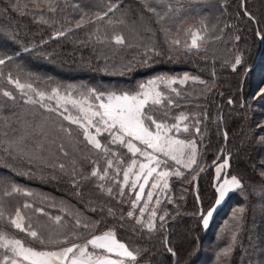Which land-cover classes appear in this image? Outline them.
<instances>
[{"label":"trees","instance_id":"obj_1","mask_svg":"<svg viewBox=\"0 0 264 264\" xmlns=\"http://www.w3.org/2000/svg\"><path fill=\"white\" fill-rule=\"evenodd\" d=\"M31 1L34 0H19L20 10H15L11 5L17 0H0V52L14 57L12 62L0 66V140L16 133L19 120H25V116L32 124L40 123L44 115L46 120L61 117L39 105L24 103L26 97L8 83L9 74L19 77L21 83L32 82L34 87L46 91L57 86L67 91L71 85L79 90L105 93H134L156 73L168 78L188 74L190 79L184 84L175 83V92L164 86L169 96L157 109L168 111L170 117L186 113L189 119L184 123L189 124L190 131L180 136L196 141L197 155L191 168L176 166L181 176L169 178V190L156 210L157 227L149 232L127 217L135 196L130 187H125V195L120 197L119 187L111 179L99 181L90 177L94 162L102 171L105 159L87 145L78 126L63 120L66 126L58 124V130L71 129L68 135L74 150L61 151L54 142V153L49 158L47 148L37 152L30 148L35 141L26 143L11 156L4 151L6 145L0 147V180L27 187L32 193L8 199L7 210L14 213L27 202L32 207L22 208V212L31 217L33 225L65 234L73 232L77 218L96 225L89 231L77 230L85 238L114 228L117 239L130 248L147 250L138 257V264H264V143L260 142L264 137V102L255 97V79L259 78L256 72L262 71L264 62V0H169L173 9L179 8L181 13L193 4L217 7L219 37L208 45H231L229 61L223 50H201L204 44L191 52L184 50L183 42L170 46L179 32L172 31L170 24L167 26V18L158 23L156 16L144 10L142 0H56L58 7L54 13L47 10L44 0H36L40 3L37 6L30 5ZM110 2L120 5L111 14L114 20L124 16L126 24L142 22L150 29L147 32L153 41L147 36L135 43L136 38L129 37L124 45H117L112 36L126 32V28L121 24L111 27L105 21L85 22L83 27H76L82 15L87 13L85 21L94 19L95 13L106 10ZM76 4L80 7H74ZM106 30L107 38L97 42L96 35L105 37ZM61 32L64 35H57ZM144 47H154L160 54L146 55ZM237 55L242 56V64L233 70ZM4 90L13 93L15 102L2 95ZM169 98L171 105L167 104ZM195 126L200 128L199 134ZM102 140L106 142V137ZM119 151L126 153V149ZM127 159L125 155L124 160ZM225 159L227 176H237L242 188L232 192L205 228L200 214L216 205L215 167ZM60 164L65 166L63 170ZM99 184L104 185L103 189ZM109 187L113 189L112 195L108 194ZM142 203L143 199L140 206ZM37 208L44 212L35 211ZM239 208L244 209L243 213L237 211ZM165 213V221L161 222L159 216ZM134 215L139 216V207ZM56 216L61 217L59 224L55 222ZM9 231L18 238L29 239L26 233L10 227ZM229 245L231 252L223 256L221 250ZM167 247L174 249L175 257Z\"/></svg>","mask_w":264,"mask_h":264},{"label":"snow or ice","instance_id":"obj_2","mask_svg":"<svg viewBox=\"0 0 264 264\" xmlns=\"http://www.w3.org/2000/svg\"><path fill=\"white\" fill-rule=\"evenodd\" d=\"M49 12H56L58 4L56 0H44ZM144 10L157 17V22L167 19H174L181 11L179 8L173 9V5L169 0H142ZM13 9L20 10L19 0L11 5ZM119 3H109L106 10H98L94 19L89 18L85 21L87 13L81 16L80 21L76 24L77 28L83 27L85 22L95 23L96 21H105L106 25L114 27L116 24L125 25L126 19L121 16L113 19L112 15L119 8ZM74 7L79 8L76 4ZM41 19L43 17L41 16ZM150 31V29H145ZM166 34H167V30ZM99 28L97 29V33ZM187 34L191 35V43L186 44L184 50L191 52L193 49L199 48L198 41H202L204 36L200 30H187ZM57 35H64L63 32ZM206 35V29H205ZM107 38V30L105 37L96 35L97 42H103ZM167 38V36H166ZM239 36L236 37L238 41ZM117 45H124L125 38L123 34H114L112 36ZM173 45H180V40L170 41ZM27 51V49H25ZM148 52L159 55L160 53L154 47L146 48L145 54ZM14 57L0 52V66L12 62ZM242 64V56L237 55L232 65L233 70ZM3 74L0 73V76ZM8 83L14 84L20 90L22 96L26 97L24 103L31 105H39L48 112L57 113L64 120H68L71 124L77 125L81 130L84 141L91 146L96 153L102 154L105 159L106 167L101 171L98 162H94L90 177L99 181L111 179L119 187V196L124 197L125 187L135 193L134 199L131 200V210L127 212L128 218L135 219L136 224L141 228H146L149 232L156 229L155 218L156 210L153 208L149 211V205L156 196L155 204L161 203L159 191L168 189V179L171 176H181V171L176 166L191 168L196 163L197 146L194 140L181 138L180 134L189 133L190 126L189 117L181 113L178 117H170L168 111L159 112L156 106L162 104L164 93L158 89L159 83H165L167 86L175 84L177 81L172 78L166 80L163 77L155 80H149L147 84H141L139 90L134 93L123 92H97L96 89L79 90L76 86H68V90L61 94L60 86L51 88V94L39 90L34 87L32 82L21 83L19 77L13 78L11 74L7 77ZM190 77L185 74L183 79L179 81L184 84ZM191 79L195 80V77ZM203 83V81H201ZM173 92L176 90L173 88ZM264 94V89L261 90ZM2 95L15 102L16 97L11 91L4 90ZM179 95V93H177ZM34 97H38L34 98ZM78 97V98H77ZM55 99L56 107L45 104V99ZM173 101L169 98L167 104L171 105ZM229 103H232L230 100ZM71 105L77 109L79 115L75 118L71 115H65L69 111L67 105ZM63 107V111L60 108ZM159 113V114H158ZM170 120L174 122H169ZM199 121H196V125ZM31 128L32 125L28 124ZM43 131L42 125L36 126ZM94 130V131H93ZM61 131L71 135L70 128H61ZM195 132L200 133V128L195 126ZM31 134V133H29ZM8 133H4L7 137ZM106 136V142L102 143L100 137ZM227 134L225 133V137ZM27 136L22 135L14 139L0 140V147H4V151L11 156L14 151L20 149V146L26 141ZM260 142L264 143V137L260 138ZM113 146H116L115 148ZM120 149H126V153H121ZM61 151L63 146L61 145ZM64 155H67L65 152ZM127 155V161L124 156ZM112 157V158H109ZM31 160V157H28ZM174 162V163H170ZM228 166V160L225 159L216 171L219 174L222 169ZM59 167L63 170L64 165ZM173 169V170H168ZM110 172L112 175L110 176ZM122 172V182L120 175ZM20 174V173H18ZM264 175V173H262ZM151 180V183H150ZM150 189L146 193L145 188ZM225 184H230L231 190L241 189V180L233 175L231 180H225ZM98 187L103 189L104 185L99 184ZM138 189V191H137ZM159 190V191H158ZM108 194H113V189H107ZM219 199L216 204L228 194V190L224 185L218 189ZM31 196L32 193L22 189L15 183L0 180V264H138V257L141 256L146 249H132L125 242L117 239L114 228H108L99 234H91L90 238H85L82 232L77 230L89 231L96 225L77 218L75 221V229L71 234H65L58 230H53L46 226L33 225L31 217H26L22 208L32 207L29 203L18 206L15 212L7 210L8 199L18 196ZM144 200L142 206L140 202ZM139 207V216H135V211ZM35 211L43 213V209H35ZM215 208L210 209L207 213L201 212V220L206 228L209 225L210 218L213 216ZM243 213L244 209L237 210ZM149 212L145 221V213ZM167 213L159 216L161 222L165 221ZM123 218V217H122ZM239 217H237L238 219ZM55 222L59 224L61 217L56 216ZM99 222H97L98 224ZM9 227L20 233H26L28 240L18 238L13 232L9 231ZM163 228V223L160 225ZM236 240V234H232L233 243ZM167 239L164 244L167 246ZM231 245L221 250L223 256H228L231 252ZM167 251L173 257L176 252L172 247H167ZM219 258V257H218Z\"/></svg>","mask_w":264,"mask_h":264},{"label":"rangeland","instance_id":"obj_3","mask_svg":"<svg viewBox=\"0 0 264 264\" xmlns=\"http://www.w3.org/2000/svg\"><path fill=\"white\" fill-rule=\"evenodd\" d=\"M31 2L32 3H30V5H34V6L40 5V3L37 2L36 0L31 1ZM179 13L180 14L178 16H175L174 19H168L167 20L168 23H166L168 27L170 24L169 28H171L172 31H174V32L178 31L179 32V37L174 38V40L179 39L180 44H182V42L184 44L185 43L190 44L191 43V35L187 34V30H189V29H191L193 31L200 30L201 35L204 36V39L202 41H198L200 47L203 46V44H204V48H202L201 50H223V53L226 54L225 55L226 58H228L226 60H228V61L230 60L229 59L230 56L228 54H230V50H232L231 45L230 46L222 45L219 48L214 44V42L211 45H208L209 42H211L212 40L214 41L216 38L219 37L218 26L220 25V22H219L217 7H214L213 5H210V4H204V3L200 6L193 4L191 7H189V6L186 7L185 11H182V13L181 12H179ZM126 23H127V21H126ZM124 26L126 28L125 29L126 32H123L121 34H123V36L126 40L129 39V37H132V38H136L135 43H139L142 40L144 41L143 38H145V37L147 38V36H148L150 39V42L153 41L151 33H148L147 31H145L146 28L144 27V24L142 22L139 21V22H135V23H131V24H125ZM205 29H206V35H205ZM208 31H210V33H208ZM170 46L173 47L175 45L170 43ZM144 48L146 49V47H144ZM193 50H199V48L193 49ZM263 61H264V58H263ZM256 73L259 75V78L255 79V81L257 82V85H258V89H257V93H256L255 97L257 98L258 102L263 103L264 102V94H261V90L264 89V62L262 64V71L258 70V72H256ZM160 77H163L166 80L174 78L177 82H179L181 79H183V78H179V77L177 78V76H174L172 78H168L166 75H159L158 73H156L153 77L148 78V80L142 84H147V82L149 80H155V79L160 78ZM182 77H184V75H182ZM175 85L176 84H172L171 86H167L165 83H159L158 89L162 93H164V97L165 96L168 97L169 95L166 92L168 90H166L164 88V86H166L169 90H172L175 87ZM38 89L47 92L49 95L51 94V90L46 91V89H44V88L43 89L38 88ZM108 92H112V91H108ZM64 93H65V91L61 90V94H64ZM117 94H120V93H117ZM34 98L38 99V97H34ZM44 103L50 105L51 107L57 106V102L55 99L48 100L46 98ZM159 106H161V105H159ZM159 106H156V108H158ZM67 108L69 109V111L67 113H65V115L71 114L74 118L79 115L77 109L73 108L70 104L67 105ZM30 111H31V113H33L35 110L33 108H31ZM60 111H63V107L60 108ZM181 113L186 115L185 112H181ZM27 117L29 119V116H25V120H24V117L21 120H19V130L16 133H10L7 139L10 140V139H14V138H17L19 136H22V135H26L27 139L20 146L21 149H22V146L25 147L26 143H32L33 141H35V146H30V148H32L36 152L39 151L40 149L43 150L44 148L45 149L47 148L49 150V158L54 153L55 147L52 148V144H54V142H55L54 146L61 147V145H62L63 148H67L68 150H74V145L71 142L70 136L66 132H64V131L60 132L58 130V124H61V125L63 124L64 126H66V123H65V121H63L64 119L62 116L60 118H57V119L49 118L46 120V118H44V117H46V115H44V117L42 118L43 120L38 124L37 123L32 124L30 119L29 120L26 119ZM54 120H56V124H55ZM28 124H31L32 127L29 128ZM37 125H42L43 131H40V129H38L36 127ZM29 133H31V134H29ZM102 137H100L101 140H102ZM102 143H103V140H102ZM35 151H33V152L35 153ZM48 161H51V160L49 159ZM170 163H171V161H170ZM222 163L223 162L218 163L215 167L216 186H217V189H219L221 185H224L225 189L228 190V194L221 201V203L219 205H217V204L215 205V207H214L215 211L213 213V216L210 218L209 224L211 223L214 215L216 214L217 209L227 200V198L232 194V192L235 191V190H231L230 184H225V180H228V181L231 180V176H227V174H226V168L227 167L222 169L219 174L216 171L217 167ZM168 170L171 171L173 169H168ZM150 183H151V180H150ZM168 184H169V179H168ZM20 187L24 190L28 189L27 187H24V186H20ZM149 189H150V184H149V186H146V188H145V199H146V193ZM168 190H169V187H168V189L163 190V191L158 190L159 191V198H160L161 202H162V198L164 196H166ZM239 195H241V193L238 194V196ZM155 199H156V196L154 195L153 201L149 205V211L153 208L155 210H157V208L161 204V203L159 205L155 204ZM218 199H219V191H218ZM8 202H10V201H8ZM143 203H144V200H143ZM143 203H142V205H143ZM235 208H237V207H235ZM146 213H147L146 215L148 217L149 212H146Z\"/></svg>","mask_w":264,"mask_h":264},{"label":"crops","instance_id":"obj_4","mask_svg":"<svg viewBox=\"0 0 264 264\" xmlns=\"http://www.w3.org/2000/svg\"><path fill=\"white\" fill-rule=\"evenodd\" d=\"M122 242V241H121Z\"/></svg>","mask_w":264,"mask_h":264}]
</instances>
